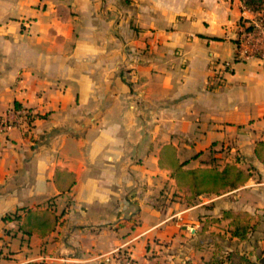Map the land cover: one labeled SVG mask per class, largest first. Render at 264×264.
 Masks as SVG:
<instances>
[{"label": "crops", "instance_id": "1", "mask_svg": "<svg viewBox=\"0 0 264 264\" xmlns=\"http://www.w3.org/2000/svg\"><path fill=\"white\" fill-rule=\"evenodd\" d=\"M242 5L0 0V118L35 115L0 133V264H103L123 245L138 264H264V61L214 77ZM167 145L187 169L251 177L193 199L160 164ZM29 209L56 228L26 234ZM225 212L255 225L247 240Z\"/></svg>", "mask_w": 264, "mask_h": 264}, {"label": "trees", "instance_id": "2", "mask_svg": "<svg viewBox=\"0 0 264 264\" xmlns=\"http://www.w3.org/2000/svg\"><path fill=\"white\" fill-rule=\"evenodd\" d=\"M263 0H243V4L252 10L255 3H261ZM260 151H264V143H260ZM160 164L163 167L172 170V177L176 179L179 187H187L191 192V198L196 199L201 195L220 194L221 190L226 188L235 189L244 185L251 173H247L235 164H228L222 170L218 167L187 169V162H180L176 156V150L173 146L167 145L162 152ZM226 218L232 217L231 235L240 240H247L249 234L254 230L255 225L248 221L241 220L240 215H232L225 212ZM59 222V216L50 209L45 210H27L25 222L22 229L28 235L38 232L45 235L53 231ZM229 260L230 264H254L246 254L230 252L225 257H214L206 264H225Z\"/></svg>", "mask_w": 264, "mask_h": 264}, {"label": "built area", "instance_id": "3", "mask_svg": "<svg viewBox=\"0 0 264 264\" xmlns=\"http://www.w3.org/2000/svg\"><path fill=\"white\" fill-rule=\"evenodd\" d=\"M241 18L237 24L235 39V57L232 61H219L214 77L223 82L226 74L234 71L238 61L246 62L258 59L264 61V12L241 7ZM34 113L25 107H17L9 110L0 118V133H5L15 127L25 125L34 119ZM103 264H138L125 245L116 247L102 256Z\"/></svg>", "mask_w": 264, "mask_h": 264}, {"label": "rangeland", "instance_id": "4", "mask_svg": "<svg viewBox=\"0 0 264 264\" xmlns=\"http://www.w3.org/2000/svg\"><path fill=\"white\" fill-rule=\"evenodd\" d=\"M244 3V2H243ZM253 8L256 10V11H261V12H264V0L260 3H255L254 5H253ZM232 45L231 44H228L227 45V49L228 48H230ZM233 47L235 48V44L233 45ZM235 50V49H234ZM234 57H235V54L233 55V58H230V57H228L227 56V54L225 53V55H224V57L222 58V59H220V61L221 62H223V61H232V60H234ZM241 61H238V62H236V63H240ZM236 65V64H235ZM6 115V114H5ZM4 115V116H5ZM3 116V117H4Z\"/></svg>", "mask_w": 264, "mask_h": 264}, {"label": "water", "instance_id": "5", "mask_svg": "<svg viewBox=\"0 0 264 264\" xmlns=\"http://www.w3.org/2000/svg\"><path fill=\"white\" fill-rule=\"evenodd\" d=\"M262 262H264V259H262Z\"/></svg>", "mask_w": 264, "mask_h": 264}]
</instances>
